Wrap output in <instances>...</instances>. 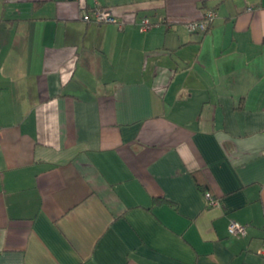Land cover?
<instances>
[{"label": "crops", "instance_id": "0c3cea01", "mask_svg": "<svg viewBox=\"0 0 264 264\" xmlns=\"http://www.w3.org/2000/svg\"><path fill=\"white\" fill-rule=\"evenodd\" d=\"M262 250L264 0H0V264Z\"/></svg>", "mask_w": 264, "mask_h": 264}, {"label": "built area", "instance_id": "2783aa9c", "mask_svg": "<svg viewBox=\"0 0 264 264\" xmlns=\"http://www.w3.org/2000/svg\"><path fill=\"white\" fill-rule=\"evenodd\" d=\"M251 9L250 7L248 8ZM215 12L213 10L205 11L201 18L196 20H190L186 22V27L190 32H199L204 33L207 31L211 23L215 18ZM82 19L86 22H95L99 24L103 23H116L118 27L121 26V23L116 19L112 10L108 7L95 6L89 11H85L82 14ZM150 23L147 18H142L139 24V30L144 31L149 27ZM205 196L210 205H218V200L213 197L209 192L205 193ZM227 229L230 235L234 236H244L246 234V225L239 224L235 221H229ZM264 254V250L260 251Z\"/></svg>", "mask_w": 264, "mask_h": 264}, {"label": "trees", "instance_id": "16d2710c", "mask_svg": "<svg viewBox=\"0 0 264 264\" xmlns=\"http://www.w3.org/2000/svg\"><path fill=\"white\" fill-rule=\"evenodd\" d=\"M210 27V26H209ZM208 30V29H207ZM199 187L201 188V189H203L204 190V192H208L206 189H205V187H204V185L199 181Z\"/></svg>", "mask_w": 264, "mask_h": 264}]
</instances>
